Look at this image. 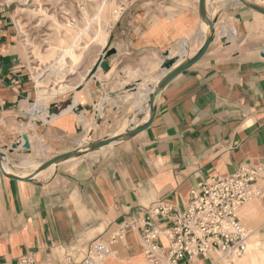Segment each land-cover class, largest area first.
<instances>
[{
	"label": "crops",
	"instance_id": "crops-1",
	"mask_svg": "<svg viewBox=\"0 0 264 264\" xmlns=\"http://www.w3.org/2000/svg\"><path fill=\"white\" fill-rule=\"evenodd\" d=\"M19 4L0 0V139L22 114L35 112L46 120V98L32 104L35 91L16 24ZM198 4L126 0L112 16L81 82L48 106L52 129L66 133L75 120L83 125L99 121L106 111L105 92H112V117L120 127L125 124L120 132L143 124L148 93L164 73L161 62L178 56L175 67L195 54L208 33ZM206 13L214 21V39L198 60L159 90L145 128L28 181L0 172V264H18L23 254L67 264L61 260L64 250L110 238L123 220L132 225L111 244L103 264H151L137 229L148 206L165 200L182 208L198 183L231 174L243 162L264 165V14L239 0H206ZM108 47L114 53L103 71L99 63ZM107 75L112 89L105 90ZM77 82L40 88L39 93L59 94ZM9 144L0 142V150L11 158L19 146L8 151ZM27 163L28 158L22 164ZM239 218L254 234L247 255L234 264H252V256L264 263V193L241 206ZM159 264H167L165 258ZM181 264L221 262L209 257Z\"/></svg>",
	"mask_w": 264,
	"mask_h": 264
},
{
	"label": "rangeland",
	"instance_id": "rangeland-1",
	"mask_svg": "<svg viewBox=\"0 0 264 264\" xmlns=\"http://www.w3.org/2000/svg\"><path fill=\"white\" fill-rule=\"evenodd\" d=\"M18 1L21 4H19L16 24L21 37L24 57L28 64L30 80L35 91V100L32 104L34 105L36 99L46 98V120L35 112L32 114H22L10 126V129L5 132L4 138L0 139V142H22L21 133L29 135L30 149L19 145V149L15 155L11 158L6 157L4 161L7 162L14 173L18 175H31L36 165L61 152L83 147L90 141L101 140L122 133L120 130H123L125 124L120 127L118 125L119 119L112 117V99L108 97L106 92L103 94L106 101V111L100 115L99 121L90 120L88 124L83 125L75 120L74 127L66 133L52 129V113L48 112V106L52 105L58 98L64 97L81 82L77 81L81 76H85L87 69L100 51V45L97 44H102L107 33L108 23H110L112 16L115 17L119 10L124 7L126 0H107L105 8L100 14V20L94 19V16L103 0ZM31 9L36 10L38 13L35 15L31 14L29 12ZM85 25H89V28L76 40V46L74 47L78 57L75 61L67 63L68 68L65 75H52L50 69L55 63L60 49L72 41L69 33L72 32V35L76 36L77 31L79 32ZM103 52L105 53V50ZM105 79V90L112 89V80L109 79V75ZM75 82L77 83L74 87L59 94L48 95V93H44V95H41L39 93L40 88L50 89V87H57L59 83L74 84ZM38 96L40 98H37ZM101 98L97 102L100 112L103 111L104 107L103 104L99 109ZM61 110L62 108L56 110L55 114ZM40 145L46 148V150L36 151V148ZM10 146L11 144L8 145V147ZM27 158L31 163L22 164ZM76 159L78 158L74 160ZM53 170H55V167L47 169L40 176ZM261 184H264V182L261 181ZM244 226L250 230L245 224ZM252 234L254 233L250 234L248 243ZM247 253L248 250L236 258L237 261L242 260ZM215 258L218 257L215 256ZM219 259L218 263L225 264L222 259H220L221 261ZM252 264H258L256 258L253 256Z\"/></svg>",
	"mask_w": 264,
	"mask_h": 264
},
{
	"label": "built area",
	"instance_id": "built-area-1",
	"mask_svg": "<svg viewBox=\"0 0 264 264\" xmlns=\"http://www.w3.org/2000/svg\"><path fill=\"white\" fill-rule=\"evenodd\" d=\"M264 165L247 161L228 175H215L190 190L182 208L157 200L145 209L143 224L137 227L143 255L151 264L165 258L167 264L182 260L224 259L230 263L247 250L251 231L239 218V209L264 193ZM131 221L123 220L110 238H97L86 248L71 246L61 254L67 264H103L112 252L111 244L124 236ZM165 255V256H164ZM217 256L218 258H215ZM18 264H53L23 254Z\"/></svg>",
	"mask_w": 264,
	"mask_h": 264
},
{
	"label": "water",
	"instance_id": "water-1",
	"mask_svg": "<svg viewBox=\"0 0 264 264\" xmlns=\"http://www.w3.org/2000/svg\"><path fill=\"white\" fill-rule=\"evenodd\" d=\"M239 1L243 3L244 5L254 9L255 11L264 14V4L262 2L257 1V0H239ZM198 6H199V14L202 20L208 25V29H209L208 33L205 36L202 45L195 52V54H193L190 57L185 58V60L179 62L175 67L173 65L178 61L179 59L178 56L166 57L161 62L160 67L164 69V73L159 78V80L154 84L151 91L148 93V98H147L148 118L143 124L133 125L132 127L124 130L122 133L110 136L105 139L90 141L87 145L83 147H77L72 150L61 152L43 161L41 164H39L37 168L33 170L31 175L23 176V175H18L13 172L6 171L3 168V161L6 159L7 153L5 151L0 150V172L8 178L28 181V180H31L40 171L48 168L52 164L56 165L70 158L80 157L88 153H93L99 148L106 146L114 141L127 139L133 136L134 134H136L141 129L145 128L150 123L152 116L154 115V111H155L154 100L159 90L178 72L188 67L189 65L194 63L196 60H198L203 55V53L206 51L207 47L212 42V40L214 39V33H215L214 21L210 19L206 13V0H199ZM113 53H114V49L112 47H108L105 50L104 57L99 63V66L103 71H106L108 69V57ZM164 55L168 56V52H165ZM108 96H112V92L108 93ZM21 139H22V142L11 144V146L8 148V151H12L16 149L19 145L23 148L30 149L31 146H30L28 134L22 133Z\"/></svg>",
	"mask_w": 264,
	"mask_h": 264
},
{
	"label": "bare ground",
	"instance_id": "bare-ground-1",
	"mask_svg": "<svg viewBox=\"0 0 264 264\" xmlns=\"http://www.w3.org/2000/svg\"><path fill=\"white\" fill-rule=\"evenodd\" d=\"M107 4V0H103L101 2V5H100V8L98 9V11L96 12L95 16H94V19H99L100 17V14L102 13V11L104 10L105 6ZM39 9V8H38ZM29 12H31V14L35 15L37 14L38 12L36 10H29ZM40 12H42L40 10ZM102 17V16H101ZM110 19V18H109ZM100 20V19H99ZM102 21V20H101ZM109 24V23H108ZM101 25V24H100ZM76 28V27H75ZM89 28V25H85V27L81 30H79V32L77 31V36L75 35H72V32H70V36H71V42L68 44V45H65L62 50H61V53L58 55V57L55 59V63L52 65L51 67V74L52 75H55V76H62V75H65L66 71H67V68H68V65L67 63L70 62V61H75L76 58L78 57V55L76 54L75 50H74V47L76 46L75 43H76V40L79 39V37L81 35H83L85 33V31H87ZM99 43V42H98ZM78 44V43H77ZM104 98V97H102ZM39 165V164H38ZM36 165L33 169L37 168ZM55 165L52 164L50 165L48 168H52L54 167ZM3 168L8 171V172H13L11 171L10 169V166L7 164L6 161H3ZM14 173V172H13ZM23 175V174H22ZM25 176V175H23ZM253 200V199H252ZM251 201V200H250ZM226 264H229V262L226 260ZM230 264H234V261Z\"/></svg>",
	"mask_w": 264,
	"mask_h": 264
}]
</instances>
